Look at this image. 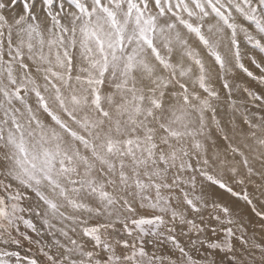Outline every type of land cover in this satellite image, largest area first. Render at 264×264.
I'll use <instances>...</instances> for the list:
<instances>
[{
  "label": "snow or ice",
  "instance_id": "snow-or-ice-1",
  "mask_svg": "<svg viewBox=\"0 0 264 264\" xmlns=\"http://www.w3.org/2000/svg\"><path fill=\"white\" fill-rule=\"evenodd\" d=\"M0 264H264V0H0Z\"/></svg>",
  "mask_w": 264,
  "mask_h": 264
}]
</instances>
